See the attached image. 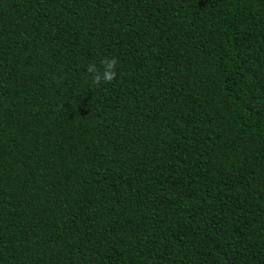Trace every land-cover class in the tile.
<instances>
[{
    "label": "trees",
    "instance_id": "obj_1",
    "mask_svg": "<svg viewBox=\"0 0 264 264\" xmlns=\"http://www.w3.org/2000/svg\"><path fill=\"white\" fill-rule=\"evenodd\" d=\"M0 264H264V0H0Z\"/></svg>",
    "mask_w": 264,
    "mask_h": 264
},
{
    "label": "clouds",
    "instance_id": "obj_2",
    "mask_svg": "<svg viewBox=\"0 0 264 264\" xmlns=\"http://www.w3.org/2000/svg\"><path fill=\"white\" fill-rule=\"evenodd\" d=\"M116 63L115 59L104 58L99 61V67L96 64L88 65L87 72L93 74L92 83L98 85L101 81L111 82L116 76L114 70ZM100 69H103V71H100Z\"/></svg>",
    "mask_w": 264,
    "mask_h": 264
}]
</instances>
